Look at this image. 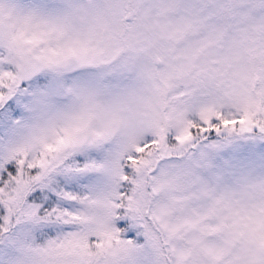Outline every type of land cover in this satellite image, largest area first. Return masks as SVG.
<instances>
[{
	"label": "snow or ice",
	"instance_id": "6c2138e0",
	"mask_svg": "<svg viewBox=\"0 0 264 264\" xmlns=\"http://www.w3.org/2000/svg\"><path fill=\"white\" fill-rule=\"evenodd\" d=\"M0 264H264V0H0Z\"/></svg>",
	"mask_w": 264,
	"mask_h": 264
}]
</instances>
